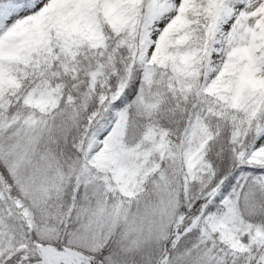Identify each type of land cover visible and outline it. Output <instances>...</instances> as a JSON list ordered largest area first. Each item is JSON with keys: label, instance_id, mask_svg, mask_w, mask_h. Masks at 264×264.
Here are the masks:
<instances>
[{"label": "snow or ice", "instance_id": "1", "mask_svg": "<svg viewBox=\"0 0 264 264\" xmlns=\"http://www.w3.org/2000/svg\"><path fill=\"white\" fill-rule=\"evenodd\" d=\"M0 264H264V0H0Z\"/></svg>", "mask_w": 264, "mask_h": 264}]
</instances>
